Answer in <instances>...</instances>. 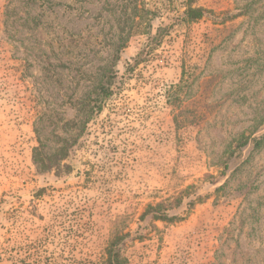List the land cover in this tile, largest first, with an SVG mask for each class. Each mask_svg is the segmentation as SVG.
Here are the masks:
<instances>
[{
    "label": "rangeland",
    "instance_id": "obj_1",
    "mask_svg": "<svg viewBox=\"0 0 264 264\" xmlns=\"http://www.w3.org/2000/svg\"><path fill=\"white\" fill-rule=\"evenodd\" d=\"M116 252L264 264V0H0V264Z\"/></svg>",
    "mask_w": 264,
    "mask_h": 264
},
{
    "label": "trees",
    "instance_id": "obj_2",
    "mask_svg": "<svg viewBox=\"0 0 264 264\" xmlns=\"http://www.w3.org/2000/svg\"><path fill=\"white\" fill-rule=\"evenodd\" d=\"M138 7V6H137ZM150 15V17L147 18V16ZM155 15V12H152L151 10H147L145 6H140L139 8H135V15H134V20H132V24L130 27V37L132 33L136 32H143L144 29L147 27H151L150 22L152 21L151 19ZM204 16V11L201 9H195L192 8L191 6L187 5L186 6V11L184 12V17L183 21L184 22H196L200 19H202ZM143 24H146L145 28ZM149 36V41H148V51L151 52L153 51V48L157 46V44L160 42V40L164 37L166 33V29L160 27L155 35H151L150 32H147ZM126 46V41L122 40L119 46L118 51L121 49L125 48ZM135 63H138L136 60ZM115 76L114 69L110 68L106 71L104 75L105 83L100 84L97 92H96V97L94 98V104H93V110H100L103 107V104L108 100L109 97H111L114 93V91L111 90V81ZM165 216H162L160 219H164ZM112 251V250H111ZM120 260L118 258L117 252L111 255L109 259V264H119Z\"/></svg>",
    "mask_w": 264,
    "mask_h": 264
}]
</instances>
